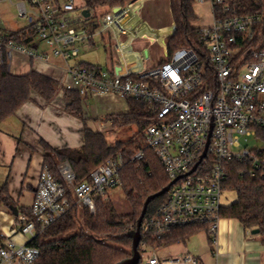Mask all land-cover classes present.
Here are the masks:
<instances>
[{
	"label": "built area",
	"instance_id": "2783aa9c",
	"mask_svg": "<svg viewBox=\"0 0 264 264\" xmlns=\"http://www.w3.org/2000/svg\"><path fill=\"white\" fill-rule=\"evenodd\" d=\"M148 1L107 8L95 24L90 22L95 9L86 0H19V15L30 20L26 34L33 41L18 44L0 33V63L11 70L16 59L47 62L48 55L32 46L44 42L66 63L69 79L59 82L64 93L147 102L155 122L145 131L146 143L174 184L164 205L143 223L142 237L159 238L191 226H205L214 237L222 209L233 204H224V196L236 193L230 189L232 164L242 165L243 177L264 179V15L242 13L241 0H195L211 5L212 24L196 26L206 54L184 49L170 62L151 67L148 49L136 44L148 40L167 48L176 23L171 10L167 16L162 10L150 15ZM28 3L37 13L29 11ZM99 36L113 42L117 63L107 68L69 63L79 57V44L90 48ZM142 159L140 151L132 161ZM123 165L122 157L109 159L91 173L90 181L78 185H73L75 174L68 165L60 172L73 185L77 204L94 213L96 200H105L109 190L120 186ZM70 207L64 185L45 166L30 208L32 217L19 214L18 230L32 241ZM39 256V248L29 244L9 240L0 246V264H35ZM141 264L202 263L186 254L162 262L152 255Z\"/></svg>",
	"mask_w": 264,
	"mask_h": 264
},
{
	"label": "trees",
	"instance_id": "16d2710c",
	"mask_svg": "<svg viewBox=\"0 0 264 264\" xmlns=\"http://www.w3.org/2000/svg\"><path fill=\"white\" fill-rule=\"evenodd\" d=\"M136 0H86L91 9L122 6ZM170 10L176 23V32L168 40L166 59L161 65L170 62L180 50H194L205 55L200 43L199 30L195 26L198 17L194 11L195 0H169ZM242 13H260L264 15V0H241ZM26 30L5 34V39L15 40L18 44L30 45L32 37ZM91 67H101L86 64ZM60 83L44 73L31 70L26 74L12 73L6 64L0 63V125L13 117L28 102L38 97L46 103L52 102L59 93ZM65 97L71 100L67 111L83 120V97L76 91H65ZM129 112L122 115H110L104 120L112 128L121 130L131 126L137 128L136 134L128 140L111 143L105 134L84 129L85 144L80 149H55L41 141L45 164L49 171L64 185L71 202L69 211L57 222L39 233L29 242L40 250L35 264H118L132 255L131 233L137 229L144 203L148 197L166 188L171 180L155 152L147 146L145 131L155 122L147 112L148 103L127 98ZM143 152V159L132 161ZM122 157L124 165L120 171V186L133 208L129 215H119L115 205L109 200H96V210L76 202L69 183L62 178L59 166L69 163L75 179L73 185L90 181L93 171L104 165L107 160ZM242 165L233 163L230 173V189L237 193V201L221 211V218L236 219L245 230H259L264 243V179L253 180L241 176ZM167 195L156 198L148 207L144 222L155 216L166 202ZM0 204L16 207L8 184L0 186ZM21 214L32 217L30 210L19 209ZM143 222V223H144ZM40 229V228H39ZM207 232L205 226L176 228L162 237L144 236L139 247L141 254L146 249L157 250L178 242H186L200 232ZM4 238L0 235V246ZM143 257L141 259V263ZM140 263V264H141Z\"/></svg>",
	"mask_w": 264,
	"mask_h": 264
},
{
	"label": "crops",
	"instance_id": "0c3cea01",
	"mask_svg": "<svg viewBox=\"0 0 264 264\" xmlns=\"http://www.w3.org/2000/svg\"><path fill=\"white\" fill-rule=\"evenodd\" d=\"M1 1L13 3L14 0ZM18 31L20 30L0 33ZM32 46L44 52L41 51L39 42L33 43ZM47 57V62L16 59L10 71L20 74L17 71L27 65L29 69L21 74L35 70L59 82L68 81L66 65L51 61L50 57ZM76 62L87 63L83 60ZM70 103L71 100L65 97L62 90L50 103L34 97L33 101L26 103L15 116L0 125V186L8 184L10 195L18 210H30L39 176L46 166L41 141L47 142L55 149H80L85 144L84 129L105 134L112 128L111 123L104 120L107 116L129 112L127 100L120 96H87L83 98L81 120L66 110ZM17 222V216L11 209L0 204V235L4 238V244L9 240L20 245L29 244V237L18 230ZM253 231L245 230L236 219L222 218L214 237L203 231L186 242H178L157 250L146 249L149 252L142 257L156 255L162 262L191 254L199 258L202 264H264L263 239L259 234H253Z\"/></svg>",
	"mask_w": 264,
	"mask_h": 264
},
{
	"label": "rangeland",
	"instance_id": "374dc122",
	"mask_svg": "<svg viewBox=\"0 0 264 264\" xmlns=\"http://www.w3.org/2000/svg\"><path fill=\"white\" fill-rule=\"evenodd\" d=\"M11 3L10 1H1L0 2V31L2 33L7 32V30H21L23 28H26L30 24V20L27 18L20 17L19 10H18V2L19 0H14ZM28 9L30 12H36L38 9L36 7L31 6L29 3L27 4ZM170 1L169 0H149L145 4V9L150 15H156L159 10L164 11V13L169 15L170 12ZM194 11L196 16L198 17L197 22L195 23V26L197 27H205L209 26L213 22V17L211 13V5L210 3L206 2L205 4L195 3L194 5ZM95 18L90 20L91 23H97V21L106 13L109 12L107 8H99L95 11ZM30 17L36 21L38 19L35 14L31 13ZM92 47H88L87 43L79 44V47L81 48L80 55L77 59L69 61L70 64L76 62V61H85L90 64L94 65H100L105 68L111 67L113 64L117 63V54L115 50V46L112 41L108 38V36H99L94 39ZM38 44V42H37ZM41 51H44L48 54L51 61L60 63L62 65H66V63L63 62L62 59L56 58L53 55L52 49L44 42L39 43ZM136 47L139 49H142L146 47L149 51L151 60H150V66L154 67L160 64L163 60L166 59L167 56V50L165 47L160 46L158 43H153L148 40H143L141 42H138L136 44ZM29 69V67L26 65L22 67V69L18 70L17 73L25 72ZM61 90V87H59V91ZM137 132V128L135 126H131L128 128H124L121 130H115L110 129V131L106 132L108 140L111 143H115L119 140H128L131 137H133ZM145 135V134H144ZM146 138V136H145ZM64 164V163H63ZM67 166V163L65 162L64 165L61 166V168ZM60 170V168H59ZM71 190L73 189V185H70ZM230 193L226 194L224 196V204L229 205L231 203H234L237 201V193H234L232 191H229ZM111 201L118 212L119 215L126 216L133 212V208L130 205V203L127 201L123 190L121 187L114 188L108 191V197L105 199V201ZM81 206L79 204V208L81 209ZM149 250H145L143 252V255H146Z\"/></svg>",
	"mask_w": 264,
	"mask_h": 264
},
{
	"label": "water",
	"instance_id": "95a60500",
	"mask_svg": "<svg viewBox=\"0 0 264 264\" xmlns=\"http://www.w3.org/2000/svg\"><path fill=\"white\" fill-rule=\"evenodd\" d=\"M84 15L88 16L89 15V11L85 10L84 11ZM161 44H163L162 41H161ZM116 70L119 71V68H117ZM205 156H206V153L204 154L203 158ZM67 165L72 170L70 164L67 163ZM173 184H174V182L170 183L166 188H164L159 193L151 195L150 197L147 198V200L144 203V208H143L142 214H141V216H140V218L138 219V222H137V229L130 234L131 238L133 240L132 255H131V257L129 259L123 260V261H121L118 264H140L141 263L142 254H141V252L139 250V247H140L141 242H142V225H143L145 216L147 214L148 207H149V205L151 204V202L153 200H155L156 198L161 197L163 195H166L169 192V190H170V188H171V186ZM10 209L14 213V215H16V216L19 215V210H18L17 207H11ZM253 234H259V230H254Z\"/></svg>",
	"mask_w": 264,
	"mask_h": 264
}]
</instances>
